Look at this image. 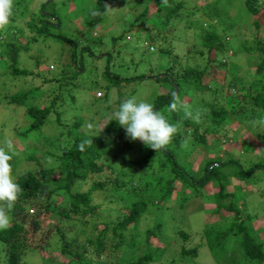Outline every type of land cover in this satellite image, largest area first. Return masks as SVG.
<instances>
[{
  "label": "trees",
  "instance_id": "1",
  "mask_svg": "<svg viewBox=\"0 0 264 264\" xmlns=\"http://www.w3.org/2000/svg\"><path fill=\"white\" fill-rule=\"evenodd\" d=\"M22 1L29 3V0ZM48 1L49 5H42L39 16L35 14L37 17L29 25L40 38L51 37L50 29L57 24L62 26L55 12L48 15L47 7L54 3L53 0ZM109 1L94 0L95 9L87 21L89 30H95L104 22ZM194 1L198 0L135 2L142 11L131 22V28L145 35L146 50L150 52L157 47L162 56L157 61L160 72L122 79L110 71L113 55L103 56L105 65L101 76L109 82L110 88L118 89V104L135 95L133 89L127 88L134 81L150 79L166 88V93L156 91L148 101L177 129L169 145L156 152L140 141L133 142L125 130L112 120L106 124L103 133L80 132L82 122L75 120L74 125L67 127L71 140L57 156L58 165L55 168L40 167L16 178L21 192L9 213L10 226L0 230V261L3 264H23L29 252H44L51 239H57L60 254L64 260L70 259L68 264L158 263L163 261L176 235L187 242L190 233L175 228V235L170 236L164 219L158 218L154 220V226L142 230L146 216L155 210L161 211L163 207L167 208L168 214L178 197L181 198L180 206H183L188 199L201 196L209 184L217 189L212 196L216 210L204 224L201 236L205 242L194 248L183 246L170 264H199V252L203 247L219 264H264V229H255L253 222L257 217L249 211L247 213L246 203L243 202L247 193H244L242 184L233 183L255 182L252 178L259 171L264 177V38L257 36L251 46L247 39L234 42L230 34L235 30L232 23L238 21L237 12L240 18L242 12L247 13L248 18L263 15L264 22V0H214L215 8L203 15L208 5L199 8ZM13 3L14 15L7 28L0 30L1 55L5 58L10 55L14 65L13 75L27 77L29 72L16 67V55L21 46L14 43L13 38L6 39L12 22L23 17L27 11L19 0H13ZM198 16L213 22H204L200 27V42L188 36V30L193 33L194 19ZM263 22H254L255 32ZM57 39L72 45V50L77 49L73 39H65L63 35L57 36ZM125 39L131 40V37L126 35ZM118 40L115 38L114 42ZM90 43L83 44L81 50L95 56L98 44ZM239 47L245 53H239ZM240 54L250 55L247 69L237 65L236 58ZM162 58L166 59L163 63ZM71 61L72 73L79 74V69L84 67L83 60L81 66L72 58ZM255 61L256 67H253ZM76 62L79 64V60ZM145 64L153 66L150 61ZM146 66L143 65V69ZM220 78L222 81H219ZM29 90L7 96L8 105L24 108L25 115L30 118L29 127L20 134L28 138L31 132L42 131L53 122L52 114L61 126L62 113L56 110V103L44 106L47 101L45 95L39 107L35 103L37 101L29 99ZM108 97L109 94H106L98 102H105ZM173 97L176 98V110L169 109ZM58 99L62 98L55 101ZM186 111L191 115H186ZM254 121H260L262 132L256 135L262 146L258 154L243 162L248 165L246 167L236 152L234 154L225 147L226 140H229L228 127L236 123L249 128L248 124ZM60 129L63 132V127ZM213 135L215 137L211 138ZM235 135L230 136L233 142L237 140ZM86 140H92V143H85L81 150L80 145ZM43 142L46 147L52 140L45 136ZM242 143L244 148L246 142ZM222 145H225L223 152L219 153ZM41 147L37 143L28 147L32 153L27 159L37 161ZM214 150L217 152L209 159H199V163L203 164L200 168L191 162L193 155H209ZM252 150L254 152L253 147ZM261 180L263 178L260 179L263 183ZM82 184H89L90 189L78 192L76 187ZM232 184L234 190L230 189ZM97 193H104L110 203L101 213L108 212L110 218L115 216L117 219L103 221L101 231H98V224L93 223L92 227L98 233L84 242L79 240V234L70 237V228L66 226L70 220L75 217L82 219L83 226L87 224V216H97V210L101 208L94 204ZM239 201L242 204H238ZM30 207L37 211L36 215H30ZM225 213H230L231 217ZM214 215L220 216L218 222L212 220ZM184 220L173 218L169 222L176 227ZM259 221V226L264 224V219ZM45 224L51 226L47 233L42 232ZM39 232L44 235L37 241ZM51 258L47 262L54 264L56 261Z\"/></svg>",
  "mask_w": 264,
  "mask_h": 264
},
{
  "label": "rangeland",
  "instance_id": "2",
  "mask_svg": "<svg viewBox=\"0 0 264 264\" xmlns=\"http://www.w3.org/2000/svg\"><path fill=\"white\" fill-rule=\"evenodd\" d=\"M19 1L27 11L23 17L16 18L15 21L12 22L11 30L8 31L6 39L13 38V42H17L18 46H21V50H19V53L16 55V67L29 72V76L18 77L13 75L14 65L12 64L13 62L10 55L7 58L2 56L0 47V146H4L5 141L10 140L12 142L16 155L10 163L12 164L16 178L26 172L36 171L40 167L55 168L58 165L57 156L62 153L61 150L67 146L71 140L68 135L69 130L67 127L74 125L76 122L75 120L82 122L80 132L92 133L93 131H97L99 134L104 132V127L109 123L110 114L118 109L119 104L117 102L120 96L118 89L116 87L110 88L109 82L104 80L101 76L103 72L102 68L105 65L103 56L110 57V54L113 55L110 71L115 75H120L122 79H132L144 73L147 75L152 72H160L161 69L157 67V61L162 57L157 47H154L153 50L151 49L150 52L146 50L144 48L145 35L141 34L139 30L131 28V22H133L134 18L139 16L142 11L141 6L135 3L137 0H110L106 19L101 25L97 26L95 30H89L87 27V21L95 9L94 0H53V5L47 7L49 9L48 15L55 12L57 17L61 19L62 26L60 27V25L57 24L56 27H52L50 29V34L52 36L47 38L38 37L35 30H31L29 25L32 23V20L37 17L36 15L39 16V10H42V5L45 4L48 6L50 1L29 0V3H25L22 0ZM213 1L214 0H198L194 2L199 8H203L206 4L208 5V7L203 10V15L204 12L211 13L213 8H215L216 2L213 3ZM238 14L239 12H237L236 17L238 21L232 23V25L235 26V30L230 31L234 42H239L240 39H247L248 43H251L252 46L257 36L264 38L263 15L248 18V14L242 12V17L240 18ZM231 17L233 18L234 16ZM194 20V31L192 33V30H188V36H193L196 38L197 42H200L202 41V38H199V36H201L199 33L200 27L204 22H213L206 17L199 18V16ZM255 21H259L260 23L263 22L261 28L257 32H255L256 30L254 27ZM60 35H63L65 39H73L77 49L72 50L71 48L73 46L66 43V41L65 43L59 42L57 36ZM126 35H129L131 40H126ZM242 35H244V38ZM115 38L119 39L118 42H114ZM19 39L20 41H18ZM90 41V44H98L94 50L95 56L89 55L90 52L89 54L83 53L81 50L82 45ZM238 44L239 43L236 45ZM239 49V53H245L242 47H239ZM71 58L75 60L78 66H81L80 62L83 60L84 67L79 69V74L72 73V66L70 65L72 63ZM249 58V54H240L236 58L237 65L243 69H247V60ZM77 60H79V64L76 62ZM146 61H150L153 66L151 67L149 64L150 67L146 66ZM165 61L166 59H161L162 63ZM257 61L254 62L253 67H256ZM143 65L147 68L143 69ZM51 67H54V69ZM251 70H255V68H251ZM219 81H222V78H220ZM98 86H101V88ZM127 88H129L128 90H134L138 100L148 101L156 91L159 94L166 93V88L163 85L157 84L150 79L134 81L132 85ZM27 90H29L28 93L30 94L29 99L31 101H37L35 103L39 107L43 104L41 98L45 95H47V101L44 106L48 107L56 103V110L62 113L61 126L57 124L56 116L52 114L51 119L53 122L47 124L42 131L36 130L31 132L28 138L20 134L29 127L31 122L30 118L25 115L24 108L8 105L7 96L10 97L21 91L26 92ZM123 92L126 91L123 90ZM99 93L102 95L100 99H104L105 95L109 94L108 100L105 102H98L97 97ZM126 93H129V91ZM57 98L62 99H58L56 102L55 100ZM248 125L249 128L236 123L229 126V140H226V146L222 145L219 151V153H222V149L225 146L227 150L232 151L234 154L236 152L241 163L246 167H248V165H245L243 162H245L246 159H252L258 154L262 146L261 142L257 141L258 136L256 135L258 132H262L260 121L250 122ZM60 127H63V132H61ZM235 134H237V140L233 142L230 140V136H236ZM43 136H47L52 140L51 144H48L46 147L45 145L43 146ZM210 137L214 138L215 136L213 135ZM31 141L33 142L32 144ZM242 141L246 142L244 148L241 147L243 144ZM34 143L40 144L42 147L39 152L40 155L38 160L30 161L27 158L32 151L29 150L28 147H31ZM249 146L253 147L254 152L252 147ZM216 152L217 150H214L209 155H193L191 157V162L200 168L203 164L199 163V159H209L211 156L215 155ZM261 178H263V180H261L263 183L260 182ZM252 179L255 182L241 183V181H239V183L238 181H233V183H238V185L242 184L243 190L245 191L244 193H247L243 196V199L245 198L243 202L246 203L245 207L247 208V213L249 211L257 217L253 222L255 229H264L263 223L259 226V219H264L263 172H257ZM89 189V184H82L76 187L78 192H87ZM230 189L234 190L233 184L230 186ZM215 191H217V189L209 184L203 189L201 196L195 199H188L183 206L181 205L182 207L180 206L181 198L178 197L175 205L170 207L171 211L168 214L167 208L163 207L161 211L155 210L146 216V220H144L141 225L142 230L154 226V220L158 218L164 219V223H166L167 226V234L170 236L175 235L173 233V229L175 228L190 233V238L187 242L176 235L171 247L167 250L162 259L163 261L153 264H170L172 258L180 253V249L183 246L186 248H194L205 242L201 235L207 218L213 215L212 211L216 210L212 198ZM94 204L101 206V208L97 210V216H87L86 225L82 226L80 222L82 219H78L77 217L66 224V226L70 228V237L73 235L78 236L79 234V240L84 242L90 236H96L98 233L94 231L92 227L93 223L96 222L99 226L98 231H101L104 227L103 221L117 219L115 216L110 218L111 214L108 212L101 213L102 209L110 206L104 193H97ZM238 204H242V201H239ZM32 210L35 209L30 207V215H36L37 211L35 210V214H32ZM225 215L231 217L230 213H225ZM173 218L185 220L182 224L174 227L173 223L169 222V219ZM212 220L218 222L220 216L214 215ZM50 228L51 226L45 224L42 232L47 233ZM42 232L37 234V241L38 239H42L44 235ZM48 245V248L42 253L29 252L23 264H51L47 262V259H50L51 255V259L56 261L54 264L69 263L70 259L67 258L64 260V257L60 254L57 239H51ZM199 253V264H219L212 259L205 247L201 248ZM0 264H3V262L0 261Z\"/></svg>",
  "mask_w": 264,
  "mask_h": 264
},
{
  "label": "clouds",
  "instance_id": "3",
  "mask_svg": "<svg viewBox=\"0 0 264 264\" xmlns=\"http://www.w3.org/2000/svg\"><path fill=\"white\" fill-rule=\"evenodd\" d=\"M13 15V0H0V29L8 26ZM100 98L102 97L98 96L97 100ZM169 109H177L175 97H173ZM185 114L191 115L187 111ZM109 118L125 130L131 141H140L156 152L166 148L177 132L176 127L155 108L153 103L147 100H138L135 95L123 100ZM85 143H92V140L82 142L81 150H83ZM15 155L10 140L5 141L4 146H0V230H6L10 226L11 217L9 213L21 192L10 163Z\"/></svg>",
  "mask_w": 264,
  "mask_h": 264
},
{
  "label": "built area",
  "instance_id": "4",
  "mask_svg": "<svg viewBox=\"0 0 264 264\" xmlns=\"http://www.w3.org/2000/svg\"><path fill=\"white\" fill-rule=\"evenodd\" d=\"M98 96H99V97H100V96L102 97V95H101V94H98ZM31 213L33 214V213H34V210H32V211H31Z\"/></svg>",
  "mask_w": 264,
  "mask_h": 264
}]
</instances>
